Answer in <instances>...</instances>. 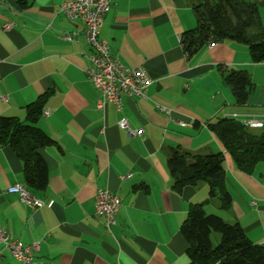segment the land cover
<instances>
[{
    "label": "crops",
    "instance_id": "1",
    "mask_svg": "<svg viewBox=\"0 0 264 264\" xmlns=\"http://www.w3.org/2000/svg\"><path fill=\"white\" fill-rule=\"evenodd\" d=\"M69 1L20 7L0 0V116L23 121L25 107L45 97L49 114L37 127L54 142L40 150L48 183L33 194L44 203L34 210L9 191L24 187L22 162L0 148V229L23 245L37 243L35 264H190L179 229L189 206L204 204L264 246V162L242 170L208 127L234 115L264 125V62L253 63L247 47L231 41L186 56L180 37L196 26L195 0H111L99 37L124 66L143 67L152 84L145 99L123 96L121 112L110 103L98 110L101 95L85 73V27L59 10ZM246 1L264 27V0ZM230 69L246 71L252 83L242 106L222 81ZM121 119L141 135L120 129ZM173 148L223 154L227 210L208 202L204 182L173 189L166 166ZM98 188L119 199L109 230L95 216ZM0 264L20 263L3 253Z\"/></svg>",
    "mask_w": 264,
    "mask_h": 264
},
{
    "label": "trees",
    "instance_id": "2",
    "mask_svg": "<svg viewBox=\"0 0 264 264\" xmlns=\"http://www.w3.org/2000/svg\"><path fill=\"white\" fill-rule=\"evenodd\" d=\"M195 1L196 26L180 37L186 56L231 41L245 45L253 63L264 62V27L256 4L246 0ZM15 2L24 7L28 0ZM221 76L235 104H246L252 88L248 73L230 69L221 71ZM44 101L45 97H40L26 106L23 121L0 116V148L10 147L22 162L23 184L32 194L47 187L48 172L40 150L54 143L37 127ZM208 127L242 170L264 162V128L248 129L230 118L219 119ZM223 163L222 153L195 155L173 148L166 166L177 193L186 186L204 182L208 187V202L217 199L220 208L227 210L231 199L223 189ZM179 232L186 243L190 264H264V246L252 243L238 223L229 224L218 215L207 214L204 204L189 206ZM214 234L219 235L217 245L212 241Z\"/></svg>",
    "mask_w": 264,
    "mask_h": 264
},
{
    "label": "built area",
    "instance_id": "3",
    "mask_svg": "<svg viewBox=\"0 0 264 264\" xmlns=\"http://www.w3.org/2000/svg\"><path fill=\"white\" fill-rule=\"evenodd\" d=\"M111 0H70L60 5V12L68 21H79L85 27V38L90 49L87 55L88 66L85 69L87 79L100 93L101 99L97 101L96 108L103 110L106 103L114 106L117 112H121L122 97H134L145 99L148 87L152 84L146 70L143 67L129 68L110 54L105 42L100 39V30L104 17L109 10ZM10 24L4 25V30L10 28ZM70 40L71 37H66ZM211 47V46H210ZM159 108V107H158ZM164 112L163 108H159ZM42 114L48 116L49 112L43 110ZM248 129H262L263 122L254 117L239 119L231 116ZM117 126L125 130L130 136H140L141 131H131L127 121L121 119ZM11 192L18 195L19 201L26 207L34 210L41 208L44 203L33 197H28L24 187L14 185ZM119 209V199L103 188L96 189L94 198L95 216L104 220L109 230L115 225L116 214ZM38 250L37 243L23 245L19 240L13 239L8 233L0 229V257L7 253L20 264H35L34 253Z\"/></svg>",
    "mask_w": 264,
    "mask_h": 264
},
{
    "label": "rangeland",
    "instance_id": "4",
    "mask_svg": "<svg viewBox=\"0 0 264 264\" xmlns=\"http://www.w3.org/2000/svg\"><path fill=\"white\" fill-rule=\"evenodd\" d=\"M217 200H215L213 203H217L216 202ZM213 203H211L209 206H210V208H208V209H211V207H214L215 206V204H213ZM216 215V214H215ZM212 241H213V244L214 245H217L218 244V242H219V235L218 234H214L213 235V238H212Z\"/></svg>",
    "mask_w": 264,
    "mask_h": 264
},
{
    "label": "bare ground",
    "instance_id": "5",
    "mask_svg": "<svg viewBox=\"0 0 264 264\" xmlns=\"http://www.w3.org/2000/svg\"><path fill=\"white\" fill-rule=\"evenodd\" d=\"M19 187H23L21 185H19ZM24 191L25 193H27L28 197H33V198H36L32 193H30L25 187H24Z\"/></svg>",
    "mask_w": 264,
    "mask_h": 264
}]
</instances>
